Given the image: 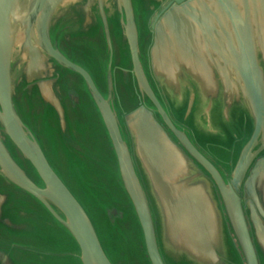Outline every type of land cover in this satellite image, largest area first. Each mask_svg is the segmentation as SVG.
<instances>
[{
  "label": "water",
  "instance_id": "water-1",
  "mask_svg": "<svg viewBox=\"0 0 264 264\" xmlns=\"http://www.w3.org/2000/svg\"><path fill=\"white\" fill-rule=\"evenodd\" d=\"M69 263L264 264V0H0V264Z\"/></svg>",
  "mask_w": 264,
  "mask_h": 264
},
{
  "label": "rangeland",
  "instance_id": "rangeland-1",
  "mask_svg": "<svg viewBox=\"0 0 264 264\" xmlns=\"http://www.w3.org/2000/svg\"><path fill=\"white\" fill-rule=\"evenodd\" d=\"M87 66L90 67L93 71H95L96 77L99 79L101 77L100 74V68L94 67V60L92 58L86 57L84 59ZM93 61V62H92ZM94 63V64H93ZM80 118L74 127V131L76 136L81 140L86 146L92 148L93 150H97V152L100 154L103 161L107 160V163H101L98 162V164L95 166L93 164L84 163V172L85 174L98 181L107 180V182H111V176H113L112 172V165L110 162L112 161V158L107 151V144L106 140L104 139V128L102 126V122L98 115L95 113L92 105H84L81 108L80 111ZM54 134H51L49 130H46L44 127L43 130V137L45 139L46 147L48 148L50 152V156H52L54 162L56 163L58 171L61 173L63 178L66 180V182L74 189L77 190V185L74 184L73 180H75V177L72 174V163L73 161L70 159V157L63 151L62 145L59 142H56L53 137ZM55 141V142H53ZM221 157L225 156V153H220ZM72 162V163H71ZM104 196V195H103ZM102 196V197H103ZM100 210V209H99ZM99 210L95 211L90 207V211L96 221V224L98 225L99 231L102 234L104 242L109 248V251L111 253V256L113 257L114 261L119 263V260L121 259L119 256L120 254V248L118 249L117 246L114 244L113 240H111L108 230L106 229V224L100 218L101 214L99 213ZM30 213V212H29ZM35 222L39 224V226L43 227L44 229H47L49 233H45L46 242H52L53 237L60 236L62 241L66 240V236L63 234L55 233L57 229L52 228V221H45V220H38L34 219ZM126 231L129 233L133 239H135V242L139 238V230L134 227L133 225H126ZM53 233V234H52ZM61 245L64 247L65 245L61 243ZM120 247V246H119ZM135 249L140 251L136 247V243L133 247V250L135 252ZM116 262V263H117ZM72 264V263H69Z\"/></svg>",
  "mask_w": 264,
  "mask_h": 264
},
{
  "label": "flooded vegetation",
  "instance_id": "flooded-vegetation-1",
  "mask_svg": "<svg viewBox=\"0 0 264 264\" xmlns=\"http://www.w3.org/2000/svg\"><path fill=\"white\" fill-rule=\"evenodd\" d=\"M130 90V89H129ZM131 91V90H130Z\"/></svg>",
  "mask_w": 264,
  "mask_h": 264
}]
</instances>
